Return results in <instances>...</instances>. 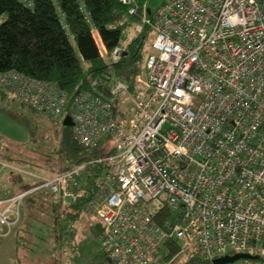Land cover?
Returning a JSON list of instances; mask_svg holds the SVG:
<instances>
[{"label": "built area", "instance_id": "built-area-1", "mask_svg": "<svg viewBox=\"0 0 264 264\" xmlns=\"http://www.w3.org/2000/svg\"><path fill=\"white\" fill-rule=\"evenodd\" d=\"M121 1L154 50L133 89L113 76L107 95H71L57 81L0 70V88L55 124L69 115L82 146L110 148L0 199V234L29 192L48 187L99 218L104 254L117 264H170L186 248L264 264V0H166L155 11L144 1L141 14L139 0ZM124 38L103 47L110 62L122 59ZM123 91L128 115L116 106ZM0 167L22 171L1 159Z\"/></svg>", "mask_w": 264, "mask_h": 264}, {"label": "trees", "instance_id": "trees-1", "mask_svg": "<svg viewBox=\"0 0 264 264\" xmlns=\"http://www.w3.org/2000/svg\"><path fill=\"white\" fill-rule=\"evenodd\" d=\"M139 1L141 5L145 0ZM138 17L139 14H129L128 5L121 0H33L32 7L20 0H0V70L16 69L41 79L57 81L71 95L82 89L107 95L113 76L128 80L133 89L134 77L139 74L133 62L140 56L145 38L136 34L131 36L122 59L117 63L110 62L107 55L103 54L100 43L110 51L116 44L125 41L124 36L129 35ZM59 124L57 142L52 151H46L50 153L46 158L47 166L40 170L34 169L36 172L30 176L19 172L21 184L16 193L38 186L42 182L41 176H55L110 152V148L86 152L88 148L78 142L72 125ZM23 164L31 166L29 162ZM36 166L39 167L37 163L34 164ZM25 176L31 181H27ZM12 195L3 192L0 199ZM19 210V220L8 234L16 226L20 230L24 212L29 214L35 229L36 226L51 222L53 217L55 230L62 243L67 234L62 215L66 213L75 220L83 211L81 203L66 205L59 194L48 187L29 192ZM2 227L4 231L7 230L5 226ZM92 228L99 236L102 226L96 224ZM173 252H177V247H174L171 255ZM61 261L56 264H63ZM190 264L212 263L209 258L195 256Z\"/></svg>", "mask_w": 264, "mask_h": 264}, {"label": "rangeland", "instance_id": "rangeland-1", "mask_svg": "<svg viewBox=\"0 0 264 264\" xmlns=\"http://www.w3.org/2000/svg\"><path fill=\"white\" fill-rule=\"evenodd\" d=\"M164 1L166 0H145V4L147 8L155 11ZM128 33L130 37L134 35L132 29ZM151 42L152 37L148 33L141 47L140 56L133 62V66L138 67V72L143 77L147 76L146 59L154 52ZM74 45L78 51L75 42ZM100 47L103 49L101 43ZM82 63L85 65L83 58ZM116 106L119 112L131 114L133 100L130 93L127 91L119 93ZM60 127V124H55L47 114L32 109L9 89L0 90V159L22 168V171H19L10 167H0L2 190L0 194L4 192L7 195H14L19 191L21 184L19 172L30 176L36 170L47 166L46 158L50 153L46 151L53 150L58 138L56 131ZM108 145L107 141L103 140L95 148H88L86 152L90 153L99 148L104 150ZM23 162H29L33 167H26ZM35 163L39 167H34ZM25 177L27 181H31V178ZM61 219L67 229L64 243L57 235L53 217L51 222L36 226L35 229L29 214L23 212L21 228L17 235L14 236L13 233L9 240L3 242L6 244H0V264H56L59 260H62L63 264H117L107 259L99 237L93 232L92 226L101 225L96 215L81 211L75 220L66 213ZM195 256L205 257L196 255L191 249L186 248L174 257L170 264H190Z\"/></svg>", "mask_w": 264, "mask_h": 264}, {"label": "water", "instance_id": "water-1", "mask_svg": "<svg viewBox=\"0 0 264 264\" xmlns=\"http://www.w3.org/2000/svg\"><path fill=\"white\" fill-rule=\"evenodd\" d=\"M64 124L65 125H72L73 124L72 119H71V117L69 115H66L65 116V118H64ZM239 256H241V255L222 256V257L215 258L212 261H213V264H226V263H229V262L234 261ZM243 256H246V255H243ZM107 259L109 261H112L110 258H107Z\"/></svg>", "mask_w": 264, "mask_h": 264}, {"label": "crops", "instance_id": "crops-1", "mask_svg": "<svg viewBox=\"0 0 264 264\" xmlns=\"http://www.w3.org/2000/svg\"><path fill=\"white\" fill-rule=\"evenodd\" d=\"M4 230H5L4 227H2L0 231L3 233ZM18 230H19V229H18V226H16V227L13 228V231H12L10 234H8V235H1V234H0V244H6V243H3V242L9 240L10 236H11L13 233H14V236H16L17 233L19 232Z\"/></svg>", "mask_w": 264, "mask_h": 264}]
</instances>
